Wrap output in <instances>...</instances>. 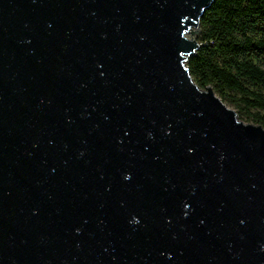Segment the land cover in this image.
Returning a JSON list of instances; mask_svg holds the SVG:
<instances>
[{
    "label": "water",
    "instance_id": "95a60500",
    "mask_svg": "<svg viewBox=\"0 0 264 264\" xmlns=\"http://www.w3.org/2000/svg\"><path fill=\"white\" fill-rule=\"evenodd\" d=\"M214 1L0 0V264H264V126L186 64Z\"/></svg>",
    "mask_w": 264,
    "mask_h": 264
},
{
    "label": "trees",
    "instance_id": "16d2710c",
    "mask_svg": "<svg viewBox=\"0 0 264 264\" xmlns=\"http://www.w3.org/2000/svg\"><path fill=\"white\" fill-rule=\"evenodd\" d=\"M198 41L186 62L195 82L212 86L264 126V0H215L199 21Z\"/></svg>",
    "mask_w": 264,
    "mask_h": 264
},
{
    "label": "rangeland",
    "instance_id": "374dc122",
    "mask_svg": "<svg viewBox=\"0 0 264 264\" xmlns=\"http://www.w3.org/2000/svg\"><path fill=\"white\" fill-rule=\"evenodd\" d=\"M192 31H194V28H191ZM191 30H189L191 32ZM188 37L192 38L194 37L193 34L191 33H187L186 34ZM195 37H199V30L197 31V36ZM259 62L261 64V66L264 68V55L260 54L259 55ZM214 90V93L216 96H218L228 107L232 108L234 111H236L237 113V116L239 119L245 121V122H253L251 119L248 118V116L245 114L244 111L242 112H239V108L236 106V104L234 103V101H231L229 98H222L215 89ZM227 93L229 94H234V96H232L233 99H237V97L239 96V94L235 93V92H232V91H228ZM250 111H255L254 109H250Z\"/></svg>",
    "mask_w": 264,
    "mask_h": 264
}]
</instances>
